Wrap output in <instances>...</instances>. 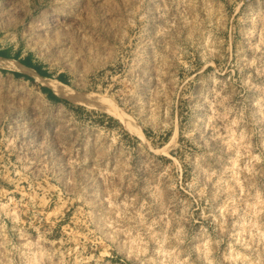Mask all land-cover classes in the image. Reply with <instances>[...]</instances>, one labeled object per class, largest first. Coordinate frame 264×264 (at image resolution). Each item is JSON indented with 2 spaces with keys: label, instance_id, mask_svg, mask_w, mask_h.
<instances>
[{
  "label": "rangeland",
  "instance_id": "374dc122",
  "mask_svg": "<svg viewBox=\"0 0 264 264\" xmlns=\"http://www.w3.org/2000/svg\"><path fill=\"white\" fill-rule=\"evenodd\" d=\"M0 51L141 134L0 68V264H264V0H0Z\"/></svg>",
  "mask_w": 264,
  "mask_h": 264
},
{
  "label": "bare ground",
  "instance_id": "6f19581e",
  "mask_svg": "<svg viewBox=\"0 0 264 264\" xmlns=\"http://www.w3.org/2000/svg\"><path fill=\"white\" fill-rule=\"evenodd\" d=\"M0 68L19 71L31 76L42 86H47L54 95L66 99L70 102L80 103L91 108H96L117 118L125 127L133 132L139 133V127L131 121L130 116L125 114L111 99L96 93H82L72 89L68 84L58 80V78L40 75L32 67L22 64L15 58L0 56ZM140 134V133H139ZM141 136V134H140Z\"/></svg>",
  "mask_w": 264,
  "mask_h": 264
},
{
  "label": "trees",
  "instance_id": "16d2710c",
  "mask_svg": "<svg viewBox=\"0 0 264 264\" xmlns=\"http://www.w3.org/2000/svg\"><path fill=\"white\" fill-rule=\"evenodd\" d=\"M0 56H5V57H6V55H5L3 52H1V51H0ZM20 62H21L22 64L28 66V67H32V68L35 69L40 75H42V76H45V75H46V73H45L44 71L39 70V68H38L37 66L30 64L28 61H26V60H20ZM44 90H46V88H44ZM47 91H48V90H47Z\"/></svg>",
  "mask_w": 264,
  "mask_h": 264
}]
</instances>
